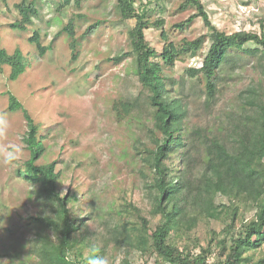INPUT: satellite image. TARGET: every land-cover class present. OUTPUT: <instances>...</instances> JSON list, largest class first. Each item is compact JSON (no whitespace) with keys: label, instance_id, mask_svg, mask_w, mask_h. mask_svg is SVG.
Wrapping results in <instances>:
<instances>
[{"label":"trees","instance_id":"1","mask_svg":"<svg viewBox=\"0 0 264 264\" xmlns=\"http://www.w3.org/2000/svg\"><path fill=\"white\" fill-rule=\"evenodd\" d=\"M137 1L118 0L117 6L123 19L136 20L129 35L141 90L133 100L116 101L113 108L119 117L139 109L150 115L148 133L135 145L143 194L125 200L120 209L114 207L96 228V208H82L87 205L78 190L63 191L58 162L36 163L45 150L43 137L38 135L40 126L11 95L9 108L22 109L28 120L24 140L30 157L18 172L34 187L42 208L25 216L32 232L30 261L19 258L21 253L16 250L19 260H5L0 252V264H88L92 255H106L111 264H133L135 255L146 247L156 254V264H264V25L260 32L227 33L212 23L202 0H182L181 10L194 7L196 12L176 26L184 29L201 16L208 31L177 45L162 30L166 43L158 51L148 41L146 28H163L166 20L153 19ZM18 6L23 17L11 26L25 29L38 8L33 0H21ZM68 26L73 35L72 22ZM1 29L0 21V72L9 65L10 78L16 79L27 64L20 49L11 54L2 47ZM39 38L36 33L32 40L44 51ZM206 38L210 47L201 64L186 72L196 79L194 84L205 77L202 104L209 113L221 91L219 71L232 58L233 49L257 57L254 68L260 76L239 95L250 110L229 113L218 128L199 125L189 130L186 84L177 88L176 79L165 73V67L175 66L183 56H194ZM248 43L256 47H246ZM221 197L227 201L219 200ZM250 205L254 213L245 217ZM218 212L223 221H229L221 231L224 237H213L205 244ZM183 226L194 235L178 238L179 245H173L171 230Z\"/></svg>","mask_w":264,"mask_h":264},{"label":"rangeland","instance_id":"2","mask_svg":"<svg viewBox=\"0 0 264 264\" xmlns=\"http://www.w3.org/2000/svg\"><path fill=\"white\" fill-rule=\"evenodd\" d=\"M33 1L38 13L31 15L23 29L11 26L23 17L18 6L21 0H0L2 47L11 54L20 49L27 64L26 71L16 79L10 78L9 65L0 72V118L9 122L7 134L0 136V252L5 260L30 261L32 232L25 216L42 208L34 187L18 172L30 157L24 140L28 120L22 109L9 108L11 95L21 101L40 126L38 135L43 137L45 150L36 163L58 162L63 191L78 190L87 205L82 208L87 211L96 208V228L109 218L108 213L114 207L120 209L125 200L143 194L135 145L152 125L150 115L143 110L119 117L113 108L116 101L133 100L141 90L129 35L136 20L122 18L118 0ZM181 1L138 0L136 3L138 6L143 3L153 19L166 20L163 28L153 25L146 28L148 41L158 51L166 43L162 30L177 45L208 31L201 16L184 29L176 26L196 12L194 7L181 10ZM202 1L212 23L227 33L260 32L264 25V0ZM71 22L73 35L68 29ZM36 33L46 47L44 51L32 40ZM209 47L206 38L194 56H183L175 66L165 67V73L176 79L177 88L186 84L189 130L199 125L218 128L229 113L238 115L246 107L250 110L239 95L260 76L254 68L257 57L233 49L232 58L219 71L221 91L213 112L209 113L202 104L205 77L199 85L194 84L196 79L186 72L189 67L201 64ZM246 47L256 46L248 43ZM124 53L129 54L115 60ZM12 144L21 148V155L15 165H8L3 162L2 150ZM219 200L227 201L222 197ZM254 210L250 205L245 217H251ZM228 223L216 213L203 243H210L213 237L222 239L221 231ZM193 235L183 226L172 229L170 238L173 245H179L178 238L184 240ZM16 250L21 253L19 258L14 254ZM156 260V254L146 247L135 255L133 264H156Z\"/></svg>","mask_w":264,"mask_h":264},{"label":"clouds","instance_id":"3","mask_svg":"<svg viewBox=\"0 0 264 264\" xmlns=\"http://www.w3.org/2000/svg\"><path fill=\"white\" fill-rule=\"evenodd\" d=\"M9 128V122L0 118V136H5ZM3 162L8 165H15L21 155V148L15 144L6 146L3 150ZM88 264H111L106 255H92L88 257Z\"/></svg>","mask_w":264,"mask_h":264}]
</instances>
